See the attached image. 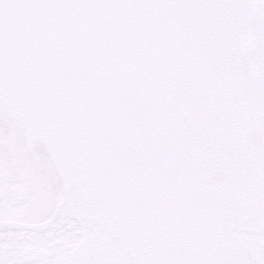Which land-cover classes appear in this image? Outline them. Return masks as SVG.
I'll list each match as a JSON object with an SVG mask.
<instances>
[{
	"label": "snow or ice",
	"instance_id": "6c2138e0",
	"mask_svg": "<svg viewBox=\"0 0 264 264\" xmlns=\"http://www.w3.org/2000/svg\"><path fill=\"white\" fill-rule=\"evenodd\" d=\"M0 264H264V0H0Z\"/></svg>",
	"mask_w": 264,
	"mask_h": 264
}]
</instances>
